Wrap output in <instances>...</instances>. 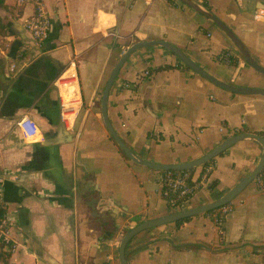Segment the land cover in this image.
Instances as JSON below:
<instances>
[{"label": "crops", "instance_id": "1", "mask_svg": "<svg viewBox=\"0 0 264 264\" xmlns=\"http://www.w3.org/2000/svg\"><path fill=\"white\" fill-rule=\"evenodd\" d=\"M192 1L228 25L264 67V16L257 14L264 0ZM43 2L51 30L39 46L23 26L33 2L0 0V171L18 174L0 188L18 243L14 253L0 246V264H120L118 245L129 229L177 211L162 196L163 171L131 161L104 125L102 90L123 50L166 41L240 87L264 88V74L211 19L179 0ZM224 52L228 61L219 59ZM106 111L137 156L162 164L191 161L235 133L264 130L263 94L222 88L159 44L127 57ZM25 114L38 126L31 138L15 124ZM261 154L258 141L244 138L212 158L188 208L226 194ZM228 203L222 232L208 212L151 227L131 237L127 263L264 264V192L251 181Z\"/></svg>", "mask_w": 264, "mask_h": 264}, {"label": "water", "instance_id": "2", "mask_svg": "<svg viewBox=\"0 0 264 264\" xmlns=\"http://www.w3.org/2000/svg\"><path fill=\"white\" fill-rule=\"evenodd\" d=\"M183 4L193 8L194 10L200 12L204 16L211 19L232 41V43L235 45L241 56L244 58V60L255 70L259 71L260 73L264 74V67H262L258 62L254 60V58L251 56L247 48L244 46L242 41L237 37V35L226 25L219 17H217L214 13L211 11L201 7L199 4L195 3L192 0H179ZM159 44L164 47H167L172 53H174L181 63H183L185 66L190 68L195 73L199 74L200 76L204 77L205 79L211 81L212 83L225 88L229 91L233 92H240V93H255V94H263L264 95V88H249V87H240L235 86L232 84L225 83L207 71H205L202 67H200L198 64H196L194 61H192L185 53H183L180 49H178L176 46L162 40H142V41H136L129 45L122 53L116 64L114 65L113 69L111 70L106 83L104 85V88L102 90L101 94V115L104 122V125L106 129L108 130L110 136L114 139V141L117 143L119 148L122 150V152L133 162L141 165H145L147 167L159 170V171H165V170H187V169H194L196 167H199L206 162L210 161L212 158L223 152L225 149H227L230 145L233 143L244 139V138H252L258 141L262 146V154L260 157V160L255 167V169L244 179H242L236 186H234L232 189H230L226 194L219 197L218 199H215L214 201L207 203L202 206L198 207H189L177 211H173L171 213H168L164 216L157 217L154 219H149L146 221H143L136 226L129 229L121 238L120 243L118 245V260L120 264H128L126 260V254H125V248L128 244L129 240L132 236L137 234L138 232L175 222L184 218H187L189 216L208 212L210 210H213L215 208H218L226 203H228L237 193H239L246 185H248L253 179L262 171L264 168V137L261 136L258 133L255 132H248L243 131L239 133H235L231 135L230 137L226 138L224 141L219 143L216 147L211 149L209 152H207L205 155L191 160L187 162L182 163H172V164H162V163H154L151 161L144 160L137 156L120 138V136L116 133L112 125L110 124V121L107 117V111H106V105H107V97L109 93V89L120 69L122 64L125 62L127 57L135 50L150 46Z\"/></svg>", "mask_w": 264, "mask_h": 264}, {"label": "built area", "instance_id": "3", "mask_svg": "<svg viewBox=\"0 0 264 264\" xmlns=\"http://www.w3.org/2000/svg\"><path fill=\"white\" fill-rule=\"evenodd\" d=\"M23 1V0H20ZM34 4L33 13L27 17L24 22V28L29 32L33 41L41 46L49 37L51 30V16L45 9L43 0H31ZM257 14L264 16L263 10H258ZM110 35L118 37L116 32H111ZM124 51V50H123ZM220 60H229L230 55L227 52L219 55ZM15 64L10 65V69H14ZM147 73V72H145ZM18 130L24 138H31L38 132V126L34 119L29 115H22L15 122ZM264 131V130H263ZM212 166L207 165L204 167L203 174L199 180L193 177L192 169L187 170H165L162 172L161 177V193L169 207L177 210L188 208L191 197L196 192L200 185H204L207 175ZM8 175L14 179L18 178V174L11 173L7 169L0 171V188L4 178ZM255 186L264 192V168L253 179ZM231 206L226 203L212 213L213 221L220 232H222V225L225 215L230 211ZM12 221L7 217L3 209L0 198V246L8 253H14L18 248L17 241L12 237L10 230Z\"/></svg>", "mask_w": 264, "mask_h": 264}, {"label": "trees", "instance_id": "4", "mask_svg": "<svg viewBox=\"0 0 264 264\" xmlns=\"http://www.w3.org/2000/svg\"><path fill=\"white\" fill-rule=\"evenodd\" d=\"M184 67H186V68H188L187 66H185L183 63H181ZM258 134H260L261 136H263L264 137V131H260ZM211 161V160H210ZM210 161H208V162H206L205 164H203V165H201L199 168L201 169L200 171V175H202L203 174V171H204V167L205 166H207V165H210L209 163H210ZM193 170V169H192ZM201 177V176H200ZM216 210V208L215 209H213V210H210V211H208V213H213L214 211ZM185 219V218H184ZM183 219H181V220H178V221H176V222H180V221H182ZM7 252V251H6Z\"/></svg>", "mask_w": 264, "mask_h": 264}]
</instances>
